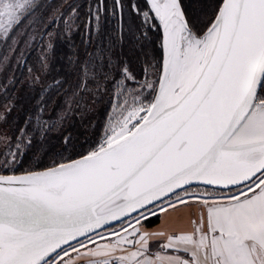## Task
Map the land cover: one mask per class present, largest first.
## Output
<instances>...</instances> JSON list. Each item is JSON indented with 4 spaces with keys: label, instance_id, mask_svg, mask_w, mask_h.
<instances>
[{
    "label": "snow or ice",
    "instance_id": "snow-or-ice-1",
    "mask_svg": "<svg viewBox=\"0 0 264 264\" xmlns=\"http://www.w3.org/2000/svg\"><path fill=\"white\" fill-rule=\"evenodd\" d=\"M0 98V264H264V0H0Z\"/></svg>",
    "mask_w": 264,
    "mask_h": 264
},
{
    "label": "trees",
    "instance_id": "trees-1",
    "mask_svg": "<svg viewBox=\"0 0 264 264\" xmlns=\"http://www.w3.org/2000/svg\"><path fill=\"white\" fill-rule=\"evenodd\" d=\"M2 102H3V100L0 99V103H2ZM15 115H16V113L13 112V116H15ZM68 128H69L70 131H72V132H74V133H75V132H78V131H80V130H82L79 121H74L73 123H70V124L68 125ZM158 222H159V220L154 221V224H158Z\"/></svg>",
    "mask_w": 264,
    "mask_h": 264
},
{
    "label": "crops",
    "instance_id": "crops-1",
    "mask_svg": "<svg viewBox=\"0 0 264 264\" xmlns=\"http://www.w3.org/2000/svg\"><path fill=\"white\" fill-rule=\"evenodd\" d=\"M158 223H160V221Z\"/></svg>",
    "mask_w": 264,
    "mask_h": 264
},
{
    "label": "rangeland",
    "instance_id": "rangeland-1",
    "mask_svg": "<svg viewBox=\"0 0 264 264\" xmlns=\"http://www.w3.org/2000/svg\"><path fill=\"white\" fill-rule=\"evenodd\" d=\"M0 99H2V98H0Z\"/></svg>",
    "mask_w": 264,
    "mask_h": 264
}]
</instances>
